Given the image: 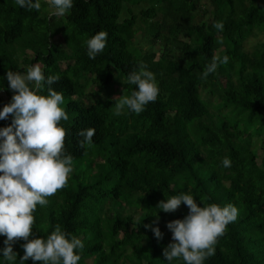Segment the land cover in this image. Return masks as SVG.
Here are the masks:
<instances>
[{
    "label": "trees",
    "instance_id": "16d2710c",
    "mask_svg": "<svg viewBox=\"0 0 264 264\" xmlns=\"http://www.w3.org/2000/svg\"><path fill=\"white\" fill-rule=\"evenodd\" d=\"M209 1L212 19L195 24L196 0H73L62 18L51 14L46 0L39 11L0 0V110L14 94L8 70L24 72L38 63L45 77H60L52 87L63 94L69 116L61 126L73 174L46 206L37 205L32 231L46 238L60 225L81 239L78 264H169L166 225L189 209L181 204L165 213L157 205L181 192L200 206L231 203L239 210L203 264H264V42L254 52L245 47L264 34V0ZM132 6L141 8L139 15ZM124 11L130 18L122 20ZM217 21L223 31L213 27ZM142 25L152 43H164L160 57L138 48ZM99 31L108 34L106 47L90 59L84 41ZM225 55L228 63L202 78L213 56ZM140 63L154 74L158 97L140 114L125 109L117 116L113 98L136 90L127 76ZM120 79L122 90L111 96ZM90 87L95 101L87 106ZM11 121L0 120V128ZM89 127L94 146L81 148L78 132ZM224 157L231 167H223ZM144 225L159 227L163 238ZM5 239L0 235V250ZM23 243L13 245L15 264ZM0 264H9L2 251Z\"/></svg>",
    "mask_w": 264,
    "mask_h": 264
},
{
    "label": "clouds",
    "instance_id": "9594fccd",
    "mask_svg": "<svg viewBox=\"0 0 264 264\" xmlns=\"http://www.w3.org/2000/svg\"><path fill=\"white\" fill-rule=\"evenodd\" d=\"M16 5L27 10L41 9L40 0H15ZM51 14L64 17L73 7V0H46ZM213 27L223 31V22L217 21ZM107 32L99 31L84 41L87 56L95 59L106 47ZM228 56H213L203 72L207 78L220 64H227ZM6 80L14 93L11 102L0 110V120L12 117L11 124L0 128V235L5 236L2 255L9 264H15L17 253L13 245L23 240L24 255L20 264L30 258L34 264H78L81 259L77 250L84 247L81 239L62 230L56 225L46 238L33 236L34 212L37 205L46 206L48 197L67 186L72 172L73 157L66 154L64 143L66 130L61 121L69 116L61 107L64 103L62 93L52 85L59 81V75L45 77L40 64L27 67L24 72L8 70ZM127 83L135 85L130 95L114 97V114L119 116L125 109L136 114L145 110L146 105L155 102L159 88L154 74L140 63L127 76ZM46 88L47 94H43ZM94 128L78 132L81 139L78 145L90 149L93 145ZM223 167H231V160L224 157ZM184 204L189 209L183 219H175L166 227L172 233V242L163 250L169 264L182 259L184 264H203L215 255L218 238L222 237L227 226L237 220L239 210L229 203L221 207L216 203L198 205L191 194L181 192L158 202L157 208L172 213ZM159 217L153 223H157ZM151 228L159 240L163 233L159 227ZM29 237H33L29 239Z\"/></svg>",
    "mask_w": 264,
    "mask_h": 264
},
{
    "label": "rangeland",
    "instance_id": "374dc122",
    "mask_svg": "<svg viewBox=\"0 0 264 264\" xmlns=\"http://www.w3.org/2000/svg\"><path fill=\"white\" fill-rule=\"evenodd\" d=\"M196 3H197V10L198 11H196L195 13L192 14V21L195 24H201L203 22L208 23V21L212 19V11H213V8L211 7L210 1L209 0H198V1L196 0ZM143 6L147 9L148 7L151 6V4H149V5L142 4L141 8ZM132 7L135 10L134 14L139 15L141 8L138 6H132ZM49 9L51 11V8H49ZM208 9H209V13L207 12ZM128 18H130L129 13L127 11H124L122 14V20L128 19ZM141 31H143V32H139L137 34L138 48L142 49L145 52H150V51L154 52L157 54V56L160 57L164 52V43L162 41L161 42L157 41L155 44L152 43L151 39L147 36V33L144 31L143 25L141 26ZM181 39L186 41V39L184 38L183 35H181ZM55 41L61 42V44L63 45V36L56 37ZM262 42H264V34L256 33L246 43V46H245L246 50L248 52H254L255 49H257ZM175 52L177 53V50ZM123 83H124L123 79H120L118 81L117 85L114 87V94H112L111 96L118 95V93H120V90H122V87H123ZM224 84H225V82H224ZM93 93H94V90L92 89V87H90L87 90L85 99L83 101V103L85 105L88 106V105H91L94 103L95 100L93 97ZM103 95L104 96L106 95V91L103 92ZM259 140L260 139L258 138L257 141H259ZM72 174H73V170L69 176H71ZM127 210H128V208L125 206V211H127ZM125 211H124V213L126 214ZM141 213H142V211L138 210L136 215H134L135 218L138 219V217L141 215ZM88 263L91 264V260H88Z\"/></svg>",
    "mask_w": 264,
    "mask_h": 264
}]
</instances>
